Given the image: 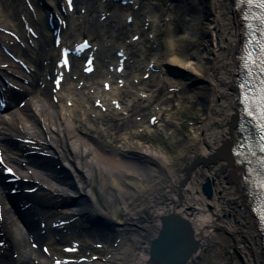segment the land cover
Instances as JSON below:
<instances>
[{
  "label": "bare ground",
  "instance_id": "1",
  "mask_svg": "<svg viewBox=\"0 0 264 264\" xmlns=\"http://www.w3.org/2000/svg\"><path fill=\"white\" fill-rule=\"evenodd\" d=\"M34 1L30 0L31 4ZM183 1V4L187 3L190 7L187 13L195 19V23L200 22V19L211 21L210 31L200 35L201 41L207 37L211 41L205 49L208 56L191 71V67L184 65V56L181 55L183 51H188L185 37H182L176 39L180 46L172 50L173 53H162L166 60L159 65H162V71L169 65L177 67L180 70L179 74L176 73L178 78L182 73L192 79V72H200L209 81V85L205 88L204 119L196 123L201 133L200 139H192L177 155L176 162L170 163L169 159L163 158L167 164L166 173H157L148 166L134 169L124 162L127 156L132 155L147 158L146 162L153 161L162 166L159 161L155 163V158L159 156L152 150L130 147L121 152L112 142L107 141L114 136L109 131L103 132L99 125L100 120H105V125L101 126L110 125L107 130L116 131V134L118 129L130 126L142 133L145 131L143 118L135 122L129 116L121 118L119 114L107 109L98 112L92 99L94 95L77 97L76 94L75 99H64L58 95L55 103L53 98L56 95L51 94L52 90H48V87L41 89L33 84L34 79L45 82L47 76H52L45 59L46 49L51 47V39L40 18L37 17L39 22L35 20L39 7L34 6L33 11L29 9L23 15L24 24L36 30L37 38H32L16 19L13 6L8 11L1 2L0 65L11 72L20 90L15 96L12 92L7 94L10 101L7 110L11 112L6 117L0 115V151L3 152L5 163L14 169L20 183L27 189L36 188V199L43 202L47 197L56 205L71 203L66 213L70 214L72 208H75L84 216L97 218L109 226L106 228L111 230L114 241L104 246L105 249L109 248L111 254L107 264H154L148 256L147 245L163 225L160 216L168 214L180 216L192 228L191 236L197 248L187 264H199L197 260L203 255V241H208L209 237H214L213 244L227 246L229 241L225 240L223 234L236 239L232 246L239 257L236 264H262L264 254L261 231L252 213V203L243 179L247 169L244 170L221 149L223 145H228L232 150L240 132L235 121L240 115L236 77L238 55L243 43L241 18L245 7L238 0ZM169 3V6H173L172 1L169 0ZM195 14H199V17ZM180 29L176 25L171 31L176 36L180 34ZM6 31L13 32L17 39L11 38ZM168 44L171 45L170 42ZM4 49L28 65L29 72L26 73L8 58ZM68 79L70 81L66 92L69 96L80 83L78 80L72 81L70 77ZM99 81V75L93 78L92 87L97 89ZM167 81L171 84L174 81L177 87L175 79L167 77ZM135 83H143V80H132V85ZM186 84L190 86L192 83L187 81ZM161 87L148 91L134 85L136 103L148 99L141 92H149L150 96L158 98V105L170 104L172 97L161 96L166 85L161 84ZM184 98L181 97L182 101ZM69 101L70 105L67 104ZM166 111L167 105L163 109L164 113ZM163 112H157L158 119L164 117ZM142 124L144 128L139 130ZM118 142L117 138L114 139V143ZM118 154L122 159L116 158ZM36 159L42 166L37 164ZM196 159L195 166L189 171L187 167ZM5 179L0 169V201L3 205L0 217V263L54 264L57 258L53 257V253L46 256L32 248L36 243L35 236L28 227L20 224L8 206ZM205 181H209L212 187L211 198H206L202 193ZM220 202L224 203V209H220ZM208 204L214 207L213 220L207 219L205 215L204 207ZM137 206L139 208L136 209ZM150 206L159 207V216L149 210ZM226 214L231 215V222L223 220L222 216ZM116 215H121L123 219L116 221ZM210 221H217L216 236L213 235L214 231H206ZM118 239L120 242L115 246ZM126 243H129L127 253L120 255Z\"/></svg>",
  "mask_w": 264,
  "mask_h": 264
},
{
  "label": "rangeland",
  "instance_id": "2",
  "mask_svg": "<svg viewBox=\"0 0 264 264\" xmlns=\"http://www.w3.org/2000/svg\"><path fill=\"white\" fill-rule=\"evenodd\" d=\"M11 1L12 3H14V1L16 2V0ZM135 1L141 4V11L145 10L148 14H151L153 16L152 23L148 31H151L150 33H152L153 41L156 45L155 49L150 48V44L147 42V34L143 32V28L141 26L140 29L134 27L138 32V35L140 36L139 40L132 44H127L126 41L128 39L127 37L130 31L127 30L125 27L123 29L118 28L120 27V25H122V21H120V18H122L123 15H126L125 13L128 12H126L123 8L117 7L115 4L112 3L100 4V0H80V3L82 5L81 7L86 10V14L84 15L85 20L83 21V24L85 25L83 26L86 30L83 29V32H86L85 34H88V32L103 33V30L107 31L110 30L112 27L114 29H118L117 32L114 31L111 34V39L117 41V43L118 40H121L122 44H125L124 47L128 48V51L131 53V57H135L137 66H140L141 70L138 73V77L142 79V77L144 78V70L148 63H152V60L156 61L157 65L160 64V62L164 63V61L166 60V56H162V53H167L169 51V53H173L174 51L172 50H176V48L180 46L176 39L182 38L184 37V35L181 33L176 34L175 36V34L171 31L172 27L178 25L182 28L183 24L185 23L184 21L191 19L189 21L190 24L188 23V25L190 26L188 27L190 28L192 25L194 32L193 34L189 35L190 37L188 36L184 38L186 49H188V51H183L181 53V55L184 56V65L186 67H191L190 69L191 71H193V67L197 65V63H200L202 59L207 58L208 55L206 54L205 49L209 47L211 41L209 37L201 41L200 35L204 34L206 31H210V20L205 19L204 21H202V19H200V22L196 21L195 23V19L193 20L187 13L190 8L187 3L174 4L173 6L169 7L168 3H166L165 0ZM0 2L2 3V5H7L6 7H8V4L10 5L9 0H0ZM106 8L111 16L108 17L106 21H99L98 9L105 10ZM195 15H198L199 17V14ZM76 24H79L76 20L71 22V25ZM147 33L149 34V32ZM169 42L171 43V45L168 44ZM181 71H184V68H181ZM192 73V80L199 81L200 83H198L196 86L190 87V89H187L184 86L186 90L182 94L179 92V90H176L173 87L174 81L173 84H171L170 81H167V76H163L160 78L155 77L152 82L150 79L145 80L147 81L148 86L152 85L154 81H158L157 83H155L156 85L153 88L148 89L151 91L161 89V84H165L166 87L164 88L161 96L166 95L167 97H172V102L170 104L158 105V98L156 99L150 96L149 99H145L144 101H139L137 103L136 107L132 109V113L133 116L135 114H138V120L144 118V132L139 133L137 128H132L130 125H127V127L130 126V128L118 129L116 134V131L107 130L110 125H100L101 130L103 132L109 131V133L114 136L111 139H108L107 141L112 142V145L114 147L119 148L120 151L122 149H127L130 147L141 150H152L156 155L159 156L155 158V163L156 161H159V163L162 164V166L160 167V164H154L153 161L152 163L146 162L147 158H136L132 155L127 156V158L125 159L123 158L124 162L133 166L134 169L135 167L142 168L144 166H148L149 168L154 169L157 173H166L165 170L167 171V169L165 167L167 164L165 165L164 160L169 159L170 163L176 162V159L178 158L177 155L180 153L181 150H183L186 145H188V143L192 142V139H200L201 133L197 130L196 127L198 124L196 125V123L204 119L203 102L206 92L205 88L208 87L209 81L204 78L200 72L194 71ZM183 76L188 78L187 75L183 74ZM112 84L115 86L112 85L114 89L111 93H109L110 97L113 94V96L120 97L121 99H123V102L126 105L125 107H128L129 101L134 98L130 93H128V90H131V87L128 85V89L126 90V88L123 87L119 88L116 83ZM99 90H102V84L100 85ZM180 95L182 98L185 97L184 101H182V99L180 100ZM108 97L109 96H107V98ZM166 105L167 111L164 113L163 109ZM154 108H156L158 111H162L164 113V117L161 118L162 120L159 121V124L156 125V127H148V118L155 113L154 111L157 112V110H155ZM193 123L195 124L193 125ZM144 127L142 124V126L138 128L141 129ZM116 138L119 141L118 144L114 143V139ZM118 157L119 159L121 158L120 154H118L116 158ZM163 158L164 160H162ZM145 174L146 172L144 173V175ZM150 179H152L151 176ZM150 179L147 178V180ZM233 205L234 204H232L231 206ZM224 206V203L220 202V209H224ZM137 208H139V206H137L136 209ZM148 208L154 215L157 213L156 216H159V207L150 206ZM204 209L207 219L213 220L214 216L212 212H214V207L208 204L206 207H204ZM222 217L223 220L231 222V215L226 214ZM114 219L116 221H121L123 218L121 215H116L114 216ZM216 223L217 221H215V223L210 221L206 229V231H214V236H216ZM235 225L238 226V223H235ZM222 236L225 238V240L229 241L227 246L225 244H213L212 239L214 237H209L207 239L208 241H203V246L201 248L204 249L203 255L197 260L199 264H236L239 257L238 253L235 252L232 248L233 244L236 242V239L233 238V236H229L228 234H223ZM127 245H129V243H126V245L123 246V250L120 251L121 254L126 252ZM81 252L82 254L87 255L95 254L98 257L100 256L103 258L106 256V252L104 251L96 253L97 251L95 250L91 252L87 249H83ZM128 255L129 253L127 254V256Z\"/></svg>",
  "mask_w": 264,
  "mask_h": 264
},
{
  "label": "water",
  "instance_id": "3",
  "mask_svg": "<svg viewBox=\"0 0 264 264\" xmlns=\"http://www.w3.org/2000/svg\"><path fill=\"white\" fill-rule=\"evenodd\" d=\"M204 192L209 196L208 185L204 186ZM184 226L185 223L176 215L163 219L159 236L151 244V255L157 264H182L191 252L193 248L185 243L188 233Z\"/></svg>",
  "mask_w": 264,
  "mask_h": 264
},
{
  "label": "snow or ice",
  "instance_id": "4",
  "mask_svg": "<svg viewBox=\"0 0 264 264\" xmlns=\"http://www.w3.org/2000/svg\"><path fill=\"white\" fill-rule=\"evenodd\" d=\"M249 4H256L260 7L262 11V16H261V24L264 25V0H248ZM259 43V48H260V63L258 67L260 68V71L262 74H264V41L258 42ZM65 64H67V61L65 60ZM259 108L260 111L257 113L259 121L261 125H264V96H261L260 98V103L256 105L253 108V111H256V109ZM251 114V113H249ZM261 132L264 133V127H261ZM261 140L264 141V134L261 135ZM261 151H264V147L261 148ZM11 170H9L10 172ZM264 187V185H262Z\"/></svg>",
  "mask_w": 264,
  "mask_h": 264
}]
</instances>
